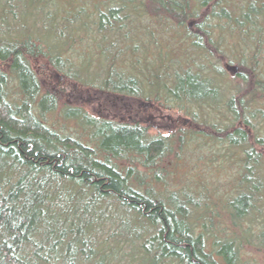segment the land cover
Instances as JSON below:
<instances>
[{"label": "trees", "instance_id": "trees-1", "mask_svg": "<svg viewBox=\"0 0 264 264\" xmlns=\"http://www.w3.org/2000/svg\"><path fill=\"white\" fill-rule=\"evenodd\" d=\"M225 38L248 65L224 103L214 79L229 63L218 50L223 66L204 62ZM59 76L64 87L84 84L118 120L58 107L63 88L50 80ZM142 99L188 115L187 125L151 135ZM257 103L264 0H0V264H251L228 230L212 235L208 215L223 207L264 248V137L247 129ZM58 108L82 132L50 127ZM222 108L229 127L209 122ZM194 139L197 149H225L214 170L234 168L230 185L219 180L223 198L205 195L214 182L204 178L170 187L159 173L167 155L180 165Z\"/></svg>", "mask_w": 264, "mask_h": 264}, {"label": "rangeland", "instance_id": "rangeland-1", "mask_svg": "<svg viewBox=\"0 0 264 264\" xmlns=\"http://www.w3.org/2000/svg\"><path fill=\"white\" fill-rule=\"evenodd\" d=\"M187 25L191 28L190 30L193 32H197L196 28L193 27L194 20L189 19L186 22ZM146 26H150V24H146ZM152 29H154L152 27ZM180 35V34H179ZM140 38L141 37V32H137L135 38ZM228 38H225V40H222L220 43L223 42V46L220 44L219 47H211L210 46V52L207 57V60L204 62V65L211 68V67H216L214 64L218 65H224L223 62H220V55H225L226 62L227 64L229 63L228 67L226 68L223 73H221V76L219 78L214 79V82L220 86V91L222 93V97L225 101L229 97H233L236 92L238 91V86H239V80L237 78H234L235 72L231 70L232 67L236 68V72H239V66L240 70L245 72L244 64L248 65V63L244 62L243 64H240V60L238 58H235V50L232 46V40H227ZM47 40V39H46ZM227 44V45H226ZM71 46V45H68ZM68 46H65L67 49L65 50L66 53L72 52L73 47L69 48ZM232 46V47H231ZM183 47V46H182ZM181 47V48H182ZM233 48V50H232ZM218 50L220 52V55L218 53ZM219 57V58H218ZM243 66V68L241 67ZM38 67V64L34 62V68L36 69ZM94 68V67H93ZM92 68V69H93ZM88 72H84L87 71ZM88 65L83 66L79 62V67L78 71L79 73H83V75H88V76H93L94 71L92 70ZM206 69V67H205ZM98 75V74H97ZM60 77V78H59ZM56 77L54 80H50V84H55L56 86L60 87V89L63 88L62 90V98L58 104V107L68 104L70 107H78L82 108L87 114H90L92 116H104L105 115H111L112 120L117 118V115H115L114 111L109 107V106H104L101 104L100 99L93 93H89L88 88L86 86H83L78 83L77 80L72 79L70 84H68L66 87V83H62L63 79L61 78L62 76ZM101 75L97 76V81H99ZM90 78V77H89ZM202 85L199 86L198 90L202 91L207 87L205 83H202ZM63 86V87H62ZM85 96H87V99L85 100ZM220 94L216 95H207V104H212L214 107L217 105L216 101L219 100ZM220 96V97H221ZM115 98V96H112ZM89 101L92 103L89 105ZM223 103V104H224ZM261 104H255L252 108L253 112V117H252V127H247L248 131H256L257 134L261 137H264V105ZM156 104H154L151 100H144L142 99L138 103L137 111L138 113L141 114V119L144 125L149 126V133L151 135L161 133V134H168L170 135L171 133L174 132L173 128H175L176 125H179L180 127H185L188 123V115L181 114L178 112V110H173V111H158L154 112L151 111L153 110ZM224 107V106H223ZM153 108V109H152ZM225 108V107H224ZM157 109V108H156ZM259 109V110H257ZM113 112V113H112ZM252 114V113H251ZM202 115V114H201ZM64 114L61 112V110L58 108L56 111H54L52 114H50L48 123L50 127H54L58 132L61 134H65L67 132H72V133H78L82 132L80 125L75 123L74 121L66 120L64 119ZM121 116V115H120ZM203 117H206L205 115H202ZM105 117V116H104ZM131 120H134V118H128ZM128 121V122H131ZM231 118L229 113L225 111V109L219 110L217 113H214L211 115L209 122H214L219 125V127H226L231 125ZM237 125L236 122H232V124ZM254 130H253V129ZM197 140H190L188 142L184 141L185 145V151H183L182 155V160L180 162V165L177 161H174V158H168V155L164 158V160L159 164L160 165V170L159 173L163 175V177L167 180V184L172 187V185H194L198 180H203V178L207 181V183L214 182V185L208 184L207 185V190L205 195L210 198H213V191L216 195H218L220 198H223L225 196V192L222 189V185H219V180L221 179V183H224V185H230L228 182L230 179V176L234 168H228V169H223L222 174L220 172H214L215 168H217V165H219L220 162L224 164L223 160H219L220 157H218V152L225 151L224 147H217L216 145L213 146L209 150V145L204 146L201 149H197ZM213 153H212V152ZM219 161V162H218ZM178 163V164H177ZM263 168H264V163H263ZM262 168V170H263ZM178 171V172H177ZM181 172V174L179 173ZM213 173L215 175L213 176ZM179 175H181L179 177ZM223 175V177H216L215 176H220ZM172 177V178H171ZM179 177V178H178ZM214 177V178H212ZM202 182V181H200ZM218 189V190H217ZM209 194V195H208ZM215 199V198H214ZM209 199L207 198V201ZM214 207V213L210 216L211 223L212 225L210 226L212 235L214 236L217 235H224L222 231L228 230L229 234L235 238V240L239 243L240 246V256L241 259L244 261H248L251 264H264V248L258 247L255 242L251 238H254L253 235H249L244 233V228L242 223L237 222V225H233V222H230L227 218V213L223 211V207L218 206H213ZM248 222V221H246ZM208 224L210 225V220L208 221ZM253 225H251L252 227ZM219 229H222V231H219ZM251 230V229H250ZM248 230V231H250ZM244 231V232H243ZM255 234V233H254ZM218 237V236H217Z\"/></svg>", "mask_w": 264, "mask_h": 264}, {"label": "water", "instance_id": "water-1", "mask_svg": "<svg viewBox=\"0 0 264 264\" xmlns=\"http://www.w3.org/2000/svg\"><path fill=\"white\" fill-rule=\"evenodd\" d=\"M227 67H228V66H227ZM231 69L233 70V72H236V68L232 67Z\"/></svg>", "mask_w": 264, "mask_h": 264}, {"label": "flooded vegetation", "instance_id": "flooded-vegetation-1", "mask_svg": "<svg viewBox=\"0 0 264 264\" xmlns=\"http://www.w3.org/2000/svg\"><path fill=\"white\" fill-rule=\"evenodd\" d=\"M227 68V67H226ZM232 70V69H231Z\"/></svg>", "mask_w": 264, "mask_h": 264}]
</instances>
